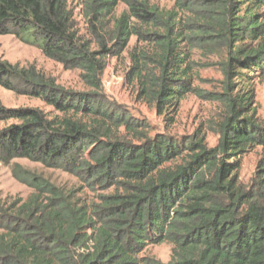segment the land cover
<instances>
[{
    "label": "trees",
    "instance_id": "1",
    "mask_svg": "<svg viewBox=\"0 0 264 264\" xmlns=\"http://www.w3.org/2000/svg\"><path fill=\"white\" fill-rule=\"evenodd\" d=\"M164 1L80 0V34L68 0H0V36L78 71L87 88L0 59V88L50 109L0 104V164L28 160L98 192L85 203L16 168L31 194L0 202V264H163L146 254L161 244L166 264H264V178L246 190L235 175L240 157L264 151L252 86L264 81V0ZM193 50L219 54L221 91L206 98L226 111L214 148L197 133L182 144L151 135L102 94L109 62L126 55L124 83L173 125L195 91Z\"/></svg>",
    "mask_w": 264,
    "mask_h": 264
},
{
    "label": "rangeland",
    "instance_id": "2",
    "mask_svg": "<svg viewBox=\"0 0 264 264\" xmlns=\"http://www.w3.org/2000/svg\"><path fill=\"white\" fill-rule=\"evenodd\" d=\"M68 2L74 15L77 30L80 34H85V22L79 7L80 0H68ZM150 2L166 9L172 6L171 3L164 0H150ZM124 10V5H120L116 11V16ZM133 43L134 40L131 41L130 46ZM192 54L191 60L195 64L193 81L195 91L180 102L173 125L157 116L153 109L137 101L135 94L124 83V72L127 65L126 55L109 62L101 77L102 94L107 101L120 107L128 115L149 125L151 135L161 134L171 137L178 144H182L197 133L207 148H214L219 139V125L226 111L217 101L206 98L221 91L222 75L214 65L219 54H210L201 50H193ZM0 59L22 67L33 65L37 70L53 77L58 85L68 90L74 92L87 91L78 71L65 70L60 64L46 59L36 48L23 45L13 36H0ZM252 86L253 108L256 110L255 118L264 121V81L254 79ZM0 104L6 109L38 108L45 113L50 112V109L41 102L17 96L2 88H0ZM1 127L2 125H0ZM263 152L262 148L257 147L238 159L235 175L238 184L246 190L253 188L258 178H264V175L257 170L258 164L263 158ZM16 168H19L22 173L39 177L64 190H79L78 196L85 203L95 200L98 194V192L83 187L84 183L72 175L47 169L41 164L28 160H15L8 166L0 164V202L15 198L25 200L31 194L28 187L15 179L13 171ZM170 249L168 244L153 245L148 247L146 254L166 264L170 259Z\"/></svg>",
    "mask_w": 264,
    "mask_h": 264
}]
</instances>
